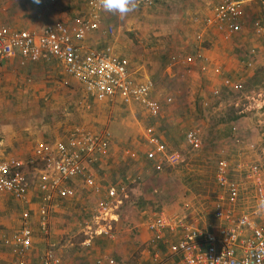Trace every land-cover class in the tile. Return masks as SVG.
<instances>
[{
  "label": "crops",
  "instance_id": "1",
  "mask_svg": "<svg viewBox=\"0 0 264 264\" xmlns=\"http://www.w3.org/2000/svg\"><path fill=\"white\" fill-rule=\"evenodd\" d=\"M89 1L41 0V3L37 4L34 0H11L5 4L6 12L0 13V21L17 30H42L56 21L73 24L76 17L88 15ZM148 1L134 0L136 7L129 16L104 12L101 28L91 33L82 44L89 52L104 51L128 58L132 72L137 78L152 81L154 84L152 96L159 101L155 91L160 70H157L155 65L160 63L166 65L175 54L186 55L187 60L190 56L198 55L200 51L208 55L210 64H218L224 61L223 59L225 62L229 60L230 65H227L229 69L231 65L245 63L251 48L255 47L257 54L264 48V38H261L264 37V32L258 33L254 24L256 20H260L264 30V16L260 14L264 12V9L259 5L260 12H257L256 7L252 8L251 15L254 16V20L249 23L246 14L250 6L247 3L243 28L233 35L231 40L226 39L225 32L217 26L210 27L206 24L216 0H156L152 4H148ZM259 15L263 17L260 18ZM109 26L115 29L112 35L108 33ZM126 30L135 31V36L132 35L136 41L126 38V34L122 33ZM176 32L179 35H174ZM201 35L202 39H197L196 36ZM149 36H152V39L148 40L147 46L139 45V38ZM238 36L245 37L247 46L245 53H240V56L235 58L231 43ZM192 39L193 42L190 44ZM205 43H209V46H205ZM177 44L182 45L180 47L184 52H175L174 48H178ZM257 54L250 55L249 59L254 62L253 59L257 57ZM182 60L185 62L184 58ZM197 62L209 64L201 59L194 61V63ZM219 70L221 67L217 66V71ZM237 72L233 70V75L225 72L224 75L227 77L223 79L240 78ZM67 81H70L72 86H68ZM12 101L22 104L19 112L13 113L12 109L7 111ZM49 102L50 109L41 107L39 104H49ZM79 102L81 106H76ZM32 104L38 105L41 109L34 110ZM137 106L139 104L127 105L122 99L98 101L81 83L68 77L63 64L56 59L27 62L20 54H17L0 64V159L14 157L27 161L40 142L59 141L65 138L68 131L75 126L95 130L107 128L111 131L112 125L117 127L112 131L114 141L110 154L105 159L104 166L96 169L95 180L90 184H85L80 179L75 180L78 184L75 197L63 200L56 198L50 210L47 233L41 227L40 215V208L47 204L40 197L38 180L31 167L26 168V171L30 173L31 181L28 201H23L10 192H0V264H13L16 261L17 256L13 252V246L8 245L6 241L20 230L23 213L27 210L31 213L29 222L33 229V247L28 256L32 264H43L41 258L49 250L57 255L60 264H97L101 258L106 259L104 264H108V259H114L117 264H154L157 252L163 258H167L170 264H181L179 257L170 254L168 245L153 241V234L149 231L147 223L158 215L149 219L146 224L137 225L136 229L135 218L131 219L128 225L123 222L120 224L122 215L116 212L117 209L109 214V222L107 220L103 223L97 218V216H103L101 207L106 199L108 188L124 184L128 189L125 182L112 183L107 177L114 169L110 162L112 151L118 149L117 144L123 143L122 140H124L120 135L135 134L134 129L138 124L135 111ZM144 110L145 114L150 116L146 109ZM128 118L134 122L130 123ZM71 123L74 125L71 126ZM148 126L153 125L149 124L143 129L144 138L145 129ZM132 142L135 143L134 140ZM148 148L149 146L146 151ZM127 152L130 151L127 150ZM138 178L140 176L134 175L127 178V182L133 184ZM97 187H100L104 193L100 196V207L95 209L87 207ZM127 197L128 192L125 198ZM186 204L183 210L163 212L170 215H184ZM96 210L100 216L94 215ZM92 221L97 227L91 225ZM99 224L102 226L99 227ZM130 224L133 227H130ZM114 225L116 231L113 232ZM104 227L108 228L109 234L100 232ZM167 237L170 242H176L179 234L174 232L167 234Z\"/></svg>",
  "mask_w": 264,
  "mask_h": 264
},
{
  "label": "built area",
  "instance_id": "2",
  "mask_svg": "<svg viewBox=\"0 0 264 264\" xmlns=\"http://www.w3.org/2000/svg\"><path fill=\"white\" fill-rule=\"evenodd\" d=\"M253 2L264 9V0H216L206 24L217 26L225 32L226 39H232L243 28L247 3ZM88 7V15L76 17L73 24L56 21L42 30H17L0 21V64L17 54L27 62L56 59L63 64L67 76L81 83L98 101L122 99L127 105L139 104L150 116L159 117L162 105L152 96L154 84L137 78L128 58L85 49L82 43L101 28L106 12L100 0H90ZM254 24L258 33L264 32L260 20ZM108 33H115L113 26L108 27ZM198 38L201 40L202 35ZM256 54L257 49L253 47L247 56L251 58ZM249 58L244 63L247 69L254 65ZM196 59L210 62L208 55L200 51L187 60L192 63ZM225 84L232 87L237 83L227 78ZM171 101L169 98L168 102ZM145 139L149 146L146 159L153 162L156 169L161 170L163 165L176 166L183 161L181 154L168 147L154 126L145 129ZM113 141L114 135L107 128L95 130L75 126L59 141L40 142L27 161L14 157L0 159V192H10L28 201L31 181L26 168L31 167L38 180L40 197L47 204L40 208L41 227L47 233L50 210L56 198L75 197L78 192L75 180L92 183L96 169L104 166ZM185 141L194 149H200L203 144L201 133L196 129L186 132ZM236 143L241 146L237 157L217 162L212 220L207 217L206 210L187 203L186 214L175 216L162 212L147 223L153 241L168 245L170 254L179 257L181 264H264V142H244L239 137ZM96 190L101 189L97 187ZM126 195L124 184L108 188L101 207L103 216H97L98 220H109V214L123 204ZM30 217V210L25 211L22 227L6 241L17 256L13 264H32L28 259L33 247ZM100 232L109 234L106 227ZM174 232L179 238L170 242L167 234ZM104 261L106 259L101 258L97 264H104ZM107 261L117 264L114 259ZM41 262L60 264V259L49 250ZM154 264L170 263L157 252Z\"/></svg>",
  "mask_w": 264,
  "mask_h": 264
},
{
  "label": "rangeland",
  "instance_id": "3",
  "mask_svg": "<svg viewBox=\"0 0 264 264\" xmlns=\"http://www.w3.org/2000/svg\"><path fill=\"white\" fill-rule=\"evenodd\" d=\"M8 1L11 2V0H0V13L6 12L5 4ZM155 1L149 0L148 4ZM249 6L246 18L250 23L254 20V16L251 15L252 8L256 7L257 12H260V9L255 2L250 3ZM130 14L131 12L126 16ZM260 14L264 16L263 11ZM134 32L126 30L122 33L126 34V38L136 41ZM174 35L179 34L176 32ZM196 37L199 39V36ZM151 39L152 36L139 38V45L147 46L148 40ZM192 42L193 39L190 44ZM231 44L235 58H238L240 53H245L247 46L245 37L238 36ZM180 46L182 45L177 44L178 48H174L175 52H184ZM205 46L208 47L209 43H205ZM185 57L186 55L175 54L166 65L161 63L155 65L157 70H160L155 95L161 101L162 114L152 118L145 114L144 108L140 105L135 107L138 117L137 128L134 127L135 134H119L124 139L123 143H118V149L112 151L110 162L114 169L107 179L112 183L125 182L128 186V197L116 210L122 215L120 224L123 222L128 225L131 219L135 218L136 229L137 225L146 224L149 219L163 211L183 210L186 203H191L197 209L206 210L207 217L212 220V203L217 192L215 173L218 160L222 158L233 160L237 157L241 149L236 143L239 137L244 142H264V48L253 59L254 65L251 69H247L244 63L231 65L227 69L230 63L229 60L225 62V59L218 64H205L188 62ZM217 66H220L221 70L217 71ZM233 70L238 71L240 78L234 79L236 86L228 87L225 84L224 79L227 76L224 73L233 75ZM67 85L72 86V83L69 81ZM169 98L172 99L171 102H168ZM79 103L76 106H81ZM39 104L41 107L51 108L50 102ZM20 107L22 104L12 101L7 111L12 109L13 113H17ZM41 107L32 104L34 110ZM127 120L130 123L134 122L131 118ZM149 124L155 127L170 149L181 154L183 161L180 164L163 165L162 169L158 170L153 162L145 158L144 153L148 143L142 132ZM70 125L73 126L74 123ZM116 128L115 125L111 126L112 131ZM190 129L200 131L203 142L200 149H194L185 141V134ZM134 175L140 178L137 182L129 184L127 178ZM103 195V191H96L87 207L94 209L100 207V196ZM94 215L100 216L98 210ZM101 222L105 223L103 220ZM91 225L96 226L93 221ZM130 227L133 225L130 224ZM112 228L113 232L116 231L115 225Z\"/></svg>",
  "mask_w": 264,
  "mask_h": 264
},
{
  "label": "clouds",
  "instance_id": "4",
  "mask_svg": "<svg viewBox=\"0 0 264 264\" xmlns=\"http://www.w3.org/2000/svg\"><path fill=\"white\" fill-rule=\"evenodd\" d=\"M35 3H41V0H34ZM101 7L104 11L110 13H119L121 16L132 12L136 4L134 0H100Z\"/></svg>",
  "mask_w": 264,
  "mask_h": 264
}]
</instances>
